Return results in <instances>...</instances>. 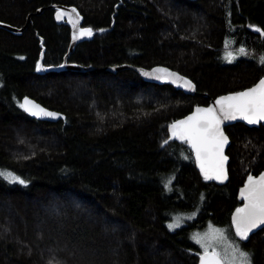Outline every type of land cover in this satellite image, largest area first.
I'll list each match as a JSON object with an SVG mask.
<instances>
[{
	"label": "trees",
	"instance_id": "obj_1",
	"mask_svg": "<svg viewBox=\"0 0 264 264\" xmlns=\"http://www.w3.org/2000/svg\"><path fill=\"white\" fill-rule=\"evenodd\" d=\"M54 5L73 7L92 29L68 58L89 70L53 68L71 41ZM0 22L24 28L0 27V172L27 180L0 175V264H198L194 229L231 227L239 188L264 169V124L225 127L222 185L201 176L169 125L264 76V0H0ZM240 47L255 58L223 60ZM125 63L167 66L197 92L106 68ZM25 95L65 118L31 117ZM196 208L195 219L167 227L172 213ZM237 241L264 264V228Z\"/></svg>",
	"mask_w": 264,
	"mask_h": 264
},
{
	"label": "water",
	"instance_id": "obj_2",
	"mask_svg": "<svg viewBox=\"0 0 264 264\" xmlns=\"http://www.w3.org/2000/svg\"><path fill=\"white\" fill-rule=\"evenodd\" d=\"M53 7L58 8L56 11V18H57L59 13H61V12L64 13L63 18L62 19L57 18V21L58 22L64 21L71 28V41H70L68 51L64 56V61L61 65L55 66L53 68L58 70V71L68 70V69L75 70V71L89 70L91 68L90 66H83L80 64L70 63V62H68V58L72 54V52L75 49V46L78 43L83 42V41H87V40L92 38L93 32H92V35H90V36L81 34V29H89L90 27L82 26L83 17L73 7L64 6V5H54ZM65 18H66V20H65ZM0 27L7 29L9 31L17 32V33L22 32L24 29L22 27L21 28L13 27L11 25H8V24L2 23V22H0ZM40 68H42L41 63H40ZM106 68L112 72H117V71L123 70V69H133V70L137 71L142 76V78L146 81L154 82V83H169V84L175 86L176 88L184 91L187 94H196V92H197L195 83L189 77H187V76L181 74L180 72L173 70L167 66H164V65H156V66H153L152 68H146V67H142V66H137V65L125 63V64L107 66ZM162 69L167 70V71L166 72L160 71ZM145 73H152V75H145ZM262 79H264V76L262 78H260L254 85H252L249 88H246V89L240 90V91L221 94L215 98H212L208 104L197 105L187 115L179 118L178 120L174 121L173 123H171L169 125V133L173 139L180 141V142L186 141L187 147L192 152L193 158H194L196 166H197V169L200 172L202 177L205 178V173H207L208 176L215 177L217 174H220L221 170L223 171V174L226 175V178H221V179L212 178V179H207L208 181L222 185L229 180L228 164H229L230 159H229V155L227 154V150L231 144V138L228 135V133L226 132L225 127L228 125H232L236 122H243L250 127H258L260 124H264V121H261V122L256 123V124H250L247 122V120L241 118L239 113H235V115L237 116L236 119H232V120L225 119L224 118L225 112L221 111V109L224 108L226 111L228 102L224 101L221 104H217L216 102L218 100H220L221 97H228V96L235 95L237 93L246 91L248 89H252V88L256 87ZM186 80L191 81V84L194 85V87H186L185 86ZM204 95H207V94H204ZM25 98H27L30 101H33L34 104L38 105L40 109H43L47 112L56 114L54 116H46V115L37 116V115H32L31 112L26 111L23 108L26 111V113L29 114L31 117L38 119V120L51 121V122L57 121L61 118H65L64 113L59 112L55 109H51V108L43 105L41 102H39L38 100H36L35 98H33L29 95H25L22 98L21 104L24 102ZM207 108L214 109L215 116L219 120L222 121V123L219 124V129L223 132V135L225 137H227V143H225L223 145L222 152L218 146L217 141L213 140L211 136H209L203 143L197 142V147H193V142L191 140L180 139L177 136L173 135V129L171 127L173 124H175L178 121H186L188 117L194 116V115L197 117H204L208 114L203 113V112L197 113V109H207ZM33 111H38V109L33 108ZM197 148L200 149L199 155L197 154ZM222 157H227V159L223 160ZM262 174H264V169L261 172H259L257 175L250 174L247 176L243 185L238 190V198L242 203L232 211V214L230 217V223H231L232 231H233L235 237L240 242H243V243L248 242L250 237L254 233H256L259 230H261L262 228H264V225H260L259 227L253 229L251 233H249V238L247 240H241V238L236 234V225L234 223V218L236 216V210L238 208H243L245 206V204L248 203L245 196L242 195V190L246 188V185L248 184L249 176L259 178ZM212 253H215V252L209 251V250L203 251L200 255L198 264H206V262H207V264H210V262L212 260ZM218 257L221 259L222 264H225L222 257L220 255H218Z\"/></svg>",
	"mask_w": 264,
	"mask_h": 264
},
{
	"label": "snow or ice",
	"instance_id": "obj_3",
	"mask_svg": "<svg viewBox=\"0 0 264 264\" xmlns=\"http://www.w3.org/2000/svg\"><path fill=\"white\" fill-rule=\"evenodd\" d=\"M64 13L61 12L58 14L57 18L62 19ZM82 35H92V30L81 29ZM244 52V49L240 50ZM261 63H264V59H261ZM167 71V70H160ZM145 75H152V73H145ZM186 87H194L191 84V81H185ZM227 101V110L224 108L221 111L225 112V119H236L237 116L235 113H239L241 118L247 120L250 124H256L261 121H264V79H262L259 84L246 91L231 95L228 97H221L216 103L221 104L222 102ZM26 111L32 113V115H46L54 116L55 113L47 112L43 109H40L38 105H35L33 101L25 98L24 102L20 105ZM33 108L38 109V111H33ZM206 113L208 115L204 117L190 116L186 121H178L173 124L171 127L173 129V135L177 136L180 139H187L193 142V147H197V142L203 143L209 136L213 140H216L218 146L222 152L223 145L227 143V137L223 135V132L219 129V124L222 123L215 114L214 109H197V113ZM179 129V130H178ZM218 138V139H217ZM200 149L197 148V154L199 155ZM223 160H226L227 157H222ZM0 175H7L12 181H18L20 184H24L25 181L20 179V177L15 176L12 173H2ZM206 179H221L226 178V175L223 174L221 170L220 174H217L215 177L208 176L205 173ZM242 195L245 196L248 203L245 204L243 208H238L236 210V216L234 218V223L236 225V234L241 238V240H247L249 238V233L253 229L264 225V174L259 178L249 176L248 184L246 188L242 190ZM171 228L177 227V225H170ZM213 233H219L222 235V231L219 229H213ZM215 239V235L212 237ZM242 256L241 264H251V257L248 253H240ZM207 264V262H206ZM210 264H222L221 259L218 257L217 253H212V260Z\"/></svg>",
	"mask_w": 264,
	"mask_h": 264
},
{
	"label": "rangeland",
	"instance_id": "obj_4",
	"mask_svg": "<svg viewBox=\"0 0 264 264\" xmlns=\"http://www.w3.org/2000/svg\"><path fill=\"white\" fill-rule=\"evenodd\" d=\"M244 49V52L240 50ZM250 57L255 58V55L251 52H248L245 48H226L222 58L224 61L230 63L239 57ZM1 85V83H0ZM2 173H12L15 176L20 177V179L27 182V180L20 176L19 174L12 172L10 170H1ZM7 176V175H5ZM8 181L13 183H18V181H12L8 176ZM24 185V184H21ZM199 208L190 211H178L172 213V218L167 222V227L170 230H174L177 227L186 224L188 221L195 219L198 215ZM177 225L175 228H171L170 225ZM213 229H219L222 231V235L219 233H213ZM213 235H215V239H213ZM192 239L204 250V251H213L220 255L224 260L225 264H241V260L243 259L240 253H249L244 250L237 239L234 237L233 231L229 224L218 225L211 221H209L204 227L194 229L192 232Z\"/></svg>",
	"mask_w": 264,
	"mask_h": 264
}]
</instances>
